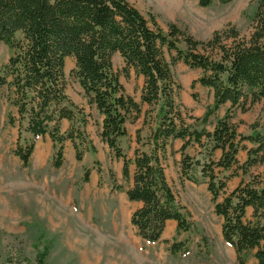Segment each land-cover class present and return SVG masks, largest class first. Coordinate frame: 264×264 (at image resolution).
<instances>
[{
  "label": "trees",
  "instance_id": "trees-1",
  "mask_svg": "<svg viewBox=\"0 0 264 264\" xmlns=\"http://www.w3.org/2000/svg\"><path fill=\"white\" fill-rule=\"evenodd\" d=\"M213 1L198 0V4L207 8ZM1 45L12 50L0 71V91L8 89L7 101L16 109L18 117L10 113L8 123L18 127L14 154L24 167L29 166L40 137L49 136L55 144L57 169L62 166L64 142L73 144L78 161L83 159L82 146L95 149L85 131L90 115L66 94L65 65L67 58H73V73L84 96L103 116L101 139L123 161L122 176L130 185L115 188L124 190L131 202L142 204L131 216L138 235L156 243L169 220L177 223V232L192 228L165 170L167 147L180 139L184 141L182 182L207 184L215 213L223 220L222 236L235 250L239 264H245L252 252L258 264H264V174L227 192L230 175L215 173L218 168L234 170L231 176L239 171L246 175L250 168L264 164V0H255L247 33L228 25L206 41L196 40L174 23L164 31L154 16H145L128 0H0ZM167 52L175 53L170 62ZM115 54L124 60L126 72L132 69L144 78L141 103L126 94L114 71ZM179 61L202 71L192 88L197 82L214 93L205 115L190 117L193 123L186 121L185 111L175 102L172 65ZM226 103L230 107L225 116L208 131L209 118ZM142 104L158 107L157 123L148 136L149 150L138 148L134 159H128L119 142L128 135L125 124L130 117L141 116ZM257 104L262 105V116L251 125L252 134L239 133L232 122L235 112H248ZM63 120L71 124L65 133ZM141 132H136L139 145ZM244 142L253 147L247 149ZM192 144L201 148L204 161L186 153ZM218 149L222 156L214 161ZM241 150L248 155L242 164L237 158ZM131 164L135 166L132 176ZM89 174L86 169L85 183ZM249 208L251 218H247ZM182 248L179 242L172 245L174 253ZM43 259L41 254L37 264H44Z\"/></svg>",
  "mask_w": 264,
  "mask_h": 264
},
{
  "label": "rangeland",
  "instance_id": "rangeland-1",
  "mask_svg": "<svg viewBox=\"0 0 264 264\" xmlns=\"http://www.w3.org/2000/svg\"><path fill=\"white\" fill-rule=\"evenodd\" d=\"M128 1L145 16H154L164 31L174 23L201 41L210 39L215 31L228 25L247 33L255 11V0H232L228 4L214 0L207 8L201 7L198 0ZM11 54L9 47L0 46V71ZM172 56L174 52L166 53L169 62ZM112 61L126 92L137 95L140 83L134 71L127 69V74L119 54H115ZM74 69V59L67 58L66 94L90 115L85 131L95 149L82 146L83 159L78 161L72 143L64 142L62 166L58 169L53 166L57 148L49 136L37 139L28 167L15 156L19 130L9 125L8 115L18 116L7 101L8 89L0 91V264H37L41 254L44 264H239L235 250L224 241L223 220L215 213L206 185L188 180L182 182L177 165L170 159L166 161L168 180L192 228L177 232L176 226L171 228L169 223L156 243L146 242L138 235L131 224L136 206L128 201L123 190L115 188L123 186L126 189L130 185L122 177V160L117 159L101 139L102 116L84 96ZM172 71L177 106L183 109L185 98L192 97V93L199 102L200 96L204 101L209 98L206 90L195 87L199 85L197 82L190 87L202 76L201 70L190 69L179 61L172 65ZM157 109L143 107L141 116H131L128 120V135L119 142L128 159H134L138 148L149 150L147 141L157 123ZM188 112L184 113V118L193 123ZM261 116L262 105L257 104L248 112L236 111L232 122L239 133L250 135L251 125ZM69 127L62 125V133ZM138 130L142 131L141 145L136 142ZM29 136L23 133V137ZM191 153L205 160L203 154H197V149H191ZM238 159L243 163L247 159L246 151L241 150ZM86 169L90 171L88 183L83 181ZM131 169L133 175V164ZM233 172L215 168V173L221 177L230 175L227 192L233 191L242 181L262 177L264 164L250 168L246 175L239 171L237 176H231ZM251 214L248 210L247 218H251ZM175 242L183 244L177 253L172 251ZM245 264H258L254 252L247 256Z\"/></svg>",
  "mask_w": 264,
  "mask_h": 264
},
{
  "label": "crops",
  "instance_id": "crops-1",
  "mask_svg": "<svg viewBox=\"0 0 264 264\" xmlns=\"http://www.w3.org/2000/svg\"><path fill=\"white\" fill-rule=\"evenodd\" d=\"M170 4V3H169ZM165 8H167V7H165ZM135 77L138 79V82L140 83L139 85V90H138V93H137V95H135L134 96V94L133 93H131V92H129V91H127L126 92V94L127 95H129V96H131V97H134L135 98V101L136 102H140L141 103V94H142V89H143V86H144V78L143 77H141V76H136V74H135ZM193 83V82H192ZM199 84V83H198ZM192 86V84L190 85V87ZM200 87L201 89H203V90H206V92H207V94L209 95V98H207L205 101L204 100H202V97L200 96L199 98L201 99V102H199V101H197V99L198 98H195L194 97V95H195V93H192V97H186L185 98V101L184 102H186L185 103V105H184V107H183V110L185 111V113L186 112H188L189 113V115L190 116H193V117H197V118H202L204 115H205V113H206V111H207V107H209V106H211L212 104H213V102H214V93H213V90L212 89H210V88H207V87H203L201 84H199V85H195V87ZM126 91V90H125ZM203 92L202 91H200V95L202 94ZM184 98V97H183ZM91 106H93V108H95L96 109V107L94 106V105H91ZM143 107H148L149 108V106L148 105H146V104H142V109H143ZM229 107H230V103H226V104H224V105H221L220 106V108H219V110L216 112V114L215 115H212L210 118H209V124L206 126V129L208 130V131H210V132H212L213 131V129H214V127H215V125H216V123H217V121L219 120V119H221V118H223L224 116H225V114H226V112H227V110L229 109ZM97 110V109H96ZM191 110H192V112H191ZM99 113V112H98ZM100 114V113H99ZM101 115V114H100ZM102 116V115H101ZM88 120H89V117H88ZM102 122H103V116H102V118H101V127H102ZM90 124V120H89V122H88V124H87V126ZM126 124H127V122H126ZM126 124H125V126H126ZM62 125H68V126H71V124H70V122L69 121H67V120H63L62 122H61V127H62ZM183 144H184V141L183 140H180V139H175V140H173V141H171L170 142V144L168 145V147H167V158H166V161L167 160H171L172 162H173V164H176L177 165V167H178V171H179V174H180V167H181V160H182V151H181V148H182V146H183ZM73 145V144H72ZM244 145L247 147V149H250L251 147H249V146H247L246 145V143L244 142ZM193 148H195V149H197V154H199V152L201 151V148L197 145V144H192L189 148H188V150H187V152L186 153H188L189 155H191L192 157H195V154H192L191 153V149H193ZM75 150V149H74ZM244 151H246V153H247V150H244ZM221 156H222V150H220V149H218V150H216L215 152H214V154H213V159H215L216 157H217V159H215L216 161H218L220 158H221ZM237 158H238V155H237ZM247 158H248V155H247ZM121 160V159H120ZM239 160V162H240V159H238ZM247 160V159H246ZM245 160V161H246ZM165 161V170H166V174H167V162ZM244 161V162H245ZM122 163H123V161H122ZM240 164H242L241 162H240ZM123 167V166H122ZM130 172L132 173V169H131V166H130ZM131 176H132V174H131ZM181 176V175H180ZM123 177V176H122ZM168 177V176H167ZM89 178H90V175H89ZM89 182V181H88ZM87 182V183H88ZM202 184H204V185H206V187H207V184L206 183H202ZM202 184H200V185H202ZM197 185V184H196ZM124 191V190H123ZM125 192V191H124ZM125 194H126V192H125ZM126 197H127V199H128V201L131 203V204H134L135 206H136V208H135V210L133 211V213L137 210V209H139L141 206H142V204L140 203V202H131L130 200H129V198H128V196H127V194H126ZM248 210H251L252 211V209L251 208H249ZM132 213V214H133ZM170 223V226H171V228L173 227V226H177V223L175 222V221H173V220H169L168 222H167V224H169Z\"/></svg>",
  "mask_w": 264,
  "mask_h": 264
},
{
  "label": "bare ground",
  "instance_id": "bare-ground-1",
  "mask_svg": "<svg viewBox=\"0 0 264 264\" xmlns=\"http://www.w3.org/2000/svg\"><path fill=\"white\" fill-rule=\"evenodd\" d=\"M168 231V230H167Z\"/></svg>",
  "mask_w": 264,
  "mask_h": 264
}]
</instances>
